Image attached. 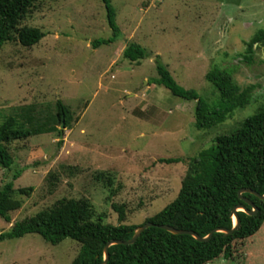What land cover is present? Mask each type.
<instances>
[{"label": "rangeland", "instance_id": "374dc122", "mask_svg": "<svg viewBox=\"0 0 264 264\" xmlns=\"http://www.w3.org/2000/svg\"><path fill=\"white\" fill-rule=\"evenodd\" d=\"M111 2L121 30L111 44H93L113 36L103 0H39L22 26L41 28L44 38L32 47L12 40L0 50V127L14 117L30 128L21 119L27 109L49 122L59 101L70 110L64 129L54 121L52 131L9 144L14 162L11 168L0 164V189L13 182L33 191L19 195L23 205L12 222L0 216V231L63 198L88 199L94 219L103 215L113 224H119L114 204H125V223L140 225L178 196L190 163L216 137L236 131L264 106V47L256 46L250 61L244 56L247 42L264 29V0ZM130 41L148 56L125 58ZM158 56L182 86L211 105L221 99L206 78L216 66L241 87L255 85L252 101L225 122L199 129L196 101L152 83L159 76ZM51 175L58 177L54 184ZM80 250L70 238L53 245L28 234L0 242V264H72ZM209 264H264V228L248 241L243 257Z\"/></svg>", "mask_w": 264, "mask_h": 264}, {"label": "trees", "instance_id": "16d2710c", "mask_svg": "<svg viewBox=\"0 0 264 264\" xmlns=\"http://www.w3.org/2000/svg\"><path fill=\"white\" fill-rule=\"evenodd\" d=\"M38 1L0 0V50L12 40L32 47L44 38L41 28L22 26V21ZM103 1L113 36L94 41L95 47L111 44L121 36L111 0ZM256 46L264 47V29L247 42L246 60L254 59ZM147 56V50L134 41H130L124 50V57L133 62ZM155 61L159 76L154 77L152 83L168 88L185 100L196 101L195 120L199 129L208 130L225 122L235 110L246 107L252 101L255 85L241 87L225 68L212 67L206 74L207 80L221 94L220 101L211 105L197 90L182 86L159 56ZM57 106L58 113L50 121L47 120L49 122H40L32 109H27L21 119L30 122V128L24 123L19 124L20 119L14 117L1 125L0 164L3 167L13 166L14 159L9 148L11 142L31 134L50 132L54 128L50 123L54 121L62 123L65 119L67 126L70 110L62 101ZM35 121L37 126H34ZM181 161V158L162 159L166 163ZM20 174V171L16 172L15 177ZM51 176L54 184L58 177ZM109 182L112 183V180L109 179ZM248 188L264 195V106L246 118L236 131L216 137L214 144L190 163L178 196L145 220L144 223L150 221L154 225L145 229L134 243L111 245L107 264H209L219 258L236 260L243 257L248 241L264 225V199L251 192H243L242 196L252 201L259 211L255 215L239 211L241 225L232 234L217 231L208 240H199L189 233H173L161 225L193 231L201 237H207L215 229H232L233 209L238 205L252 209L239 196L241 189ZM32 191V187L16 189L13 182H7L0 189V216L12 222V213L23 205L19 195L30 196ZM114 209L119 214V224L104 222L103 215L95 220L94 208L88 199L63 198L51 207L15 222L10 230L0 231V242L28 234H39L53 245L70 238L81 244V250L72 264H99L105 259V248L110 241H127L139 227V224L125 223V204H114Z\"/></svg>", "mask_w": 264, "mask_h": 264}, {"label": "water", "instance_id": "95a60500", "mask_svg": "<svg viewBox=\"0 0 264 264\" xmlns=\"http://www.w3.org/2000/svg\"><path fill=\"white\" fill-rule=\"evenodd\" d=\"M65 126H66V122H65V119H63V122H62V129H64ZM62 134L64 135V131H63ZM246 191L251 192V193H253V194L257 195V196H260L261 198L264 199V195H260L258 192L254 191V190H252V189H250V188H248V189H241V190L239 191V196H240V198H242L246 203H248L250 206H252V209H248V208L245 207L244 205H238V206H236V207L233 209V211H232L233 221H234V226H233L232 229H215V230H213L212 233H211L210 235H208L207 237H201V236H199L198 234H196V233L193 232V231L179 230V229H177V228H175V227H173V226H170V225H161V227L164 228V229H167V230H169V231H171V232H173V233H176V234H182V233H189V234H192V235L196 236L199 240H208L209 238H211V236L213 235V233H214V232H217V231H223V232H225L227 235H228V234H232V233H233L235 230H237V229L240 227V225H241V220H240V217H239V214H238L239 211H244V212H246V213H248V214H251V215H255V214H257L258 211H259V208H258L257 206H255V204H254L252 201H250L249 199L244 198V197L242 196L243 192H246ZM234 217H235L236 221L234 220ZM153 225H154V223H153V222H150V221H149V222H146V223H144V224H142V225H139V227H138V229L136 230L134 236H133L131 239L127 240V241H124V240H112V241H110V242L106 245V248H105V259H104L103 262H101V263H99V264H107V262H108V260H109V257H110L109 247H110L111 245H113V244H132V243H134V242L140 237V235L142 234V232H143L145 229H147L148 227L153 226Z\"/></svg>", "mask_w": 264, "mask_h": 264}, {"label": "crops", "instance_id": "0c3cea01", "mask_svg": "<svg viewBox=\"0 0 264 264\" xmlns=\"http://www.w3.org/2000/svg\"><path fill=\"white\" fill-rule=\"evenodd\" d=\"M149 87H150V86H149ZM263 228H264V225H263V227L261 228V230H260V231H262V230H263ZM260 231H259V232H260ZM255 236H256V235H255ZM253 237H254V236H253ZM253 237H252V238H253Z\"/></svg>", "mask_w": 264, "mask_h": 264}]
</instances>
